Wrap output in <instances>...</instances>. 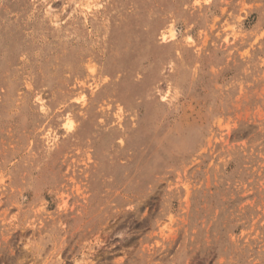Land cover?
Returning a JSON list of instances; mask_svg holds the SVG:
<instances>
[{
	"label": "rangeland",
	"instance_id": "1",
	"mask_svg": "<svg viewBox=\"0 0 264 264\" xmlns=\"http://www.w3.org/2000/svg\"><path fill=\"white\" fill-rule=\"evenodd\" d=\"M0 264H264V0H0Z\"/></svg>",
	"mask_w": 264,
	"mask_h": 264
},
{
	"label": "bare ground",
	"instance_id": "2",
	"mask_svg": "<svg viewBox=\"0 0 264 264\" xmlns=\"http://www.w3.org/2000/svg\"><path fill=\"white\" fill-rule=\"evenodd\" d=\"M70 125H71V123H70Z\"/></svg>",
	"mask_w": 264,
	"mask_h": 264
}]
</instances>
